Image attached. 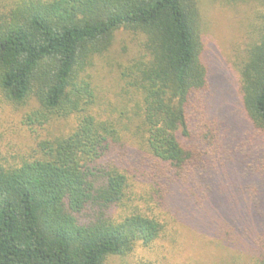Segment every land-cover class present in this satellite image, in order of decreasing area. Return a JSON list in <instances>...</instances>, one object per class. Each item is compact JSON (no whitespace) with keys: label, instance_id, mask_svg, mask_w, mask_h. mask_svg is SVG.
I'll return each mask as SVG.
<instances>
[{"label":"trees","instance_id":"1","mask_svg":"<svg viewBox=\"0 0 264 264\" xmlns=\"http://www.w3.org/2000/svg\"><path fill=\"white\" fill-rule=\"evenodd\" d=\"M256 20L235 70L242 118L260 144L231 148L221 117L204 113L197 0H0V101L28 107L29 128L75 121L33 154L0 153V264H106L151 244L156 217L114 211L127 175L162 208L177 194L187 209L213 192L216 237L264 264V12ZM118 31L139 39L121 72L128 112L102 117L89 70Z\"/></svg>","mask_w":264,"mask_h":264},{"label":"rangeland","instance_id":"2","mask_svg":"<svg viewBox=\"0 0 264 264\" xmlns=\"http://www.w3.org/2000/svg\"><path fill=\"white\" fill-rule=\"evenodd\" d=\"M200 16L201 61L207 66L210 89L205 96L204 113L209 117H221L230 147H246L247 143L260 144L242 118L239 101V76L235 65L242 56L257 16L264 12V0H197ZM138 37L126 31L115 33L111 45L102 54L94 57L91 69L95 104L92 112L104 116L119 117L127 110L130 96L127 95L121 72L137 52ZM28 107L5 104L0 101V153L4 155H30L36 150L39 140L69 133L75 125L73 117L56 120L41 127L29 128L22 123ZM131 112V110H130ZM199 114H194L195 119ZM212 115V116H211ZM127 138L136 142V140ZM130 152L139 153L137 144L128 142ZM227 161L229 158H227ZM128 174V173H127ZM128 177L124 199L125 206L116 208L117 214L127 209L138 208L156 217L162 225L159 236L148 246L136 242L124 256H111L106 264H251L248 254L236 250L216 237L218 216L214 211L221 201L211 204L214 193L204 202L194 205L174 199L167 207H160L149 196V188L137 178ZM214 186L225 190V180H217ZM180 191L186 192L182 185ZM209 200V201H208ZM192 201V200H191ZM170 208V210H169ZM222 237H224L222 235Z\"/></svg>","mask_w":264,"mask_h":264}]
</instances>
